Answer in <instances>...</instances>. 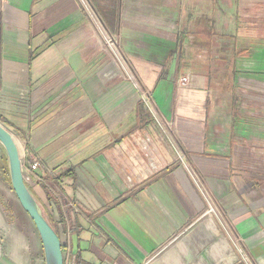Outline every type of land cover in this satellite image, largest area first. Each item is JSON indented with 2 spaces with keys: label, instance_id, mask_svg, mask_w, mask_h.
<instances>
[{
  "label": "crops",
  "instance_id": "1",
  "mask_svg": "<svg viewBox=\"0 0 264 264\" xmlns=\"http://www.w3.org/2000/svg\"><path fill=\"white\" fill-rule=\"evenodd\" d=\"M87 4L0 0V124L56 191L30 180L63 245L76 264H264V0ZM3 169L0 264H46Z\"/></svg>",
  "mask_w": 264,
  "mask_h": 264
},
{
  "label": "water",
  "instance_id": "2",
  "mask_svg": "<svg viewBox=\"0 0 264 264\" xmlns=\"http://www.w3.org/2000/svg\"><path fill=\"white\" fill-rule=\"evenodd\" d=\"M0 142L3 144L9 159L10 179L13 191L20 200L24 211L32 218L44 245L46 264H65L63 242L55 228L52 227L40 203L35 199L25 180L23 157L18 140L0 124Z\"/></svg>",
  "mask_w": 264,
  "mask_h": 264
},
{
  "label": "built area",
  "instance_id": "3",
  "mask_svg": "<svg viewBox=\"0 0 264 264\" xmlns=\"http://www.w3.org/2000/svg\"><path fill=\"white\" fill-rule=\"evenodd\" d=\"M97 23L98 20L94 18ZM110 44H113V40H109ZM189 79L184 78L182 81V85L186 86L188 85ZM138 93L141 97V101L143 102L144 106L147 107L150 115L152 118L159 123V125H164L165 123L162 122V118H160L158 112L156 111L155 107H153V102H152V93L146 89L144 90L142 87L138 89ZM42 165L40 164V161L37 159H34L29 165H27L25 159L23 158V170L25 173V180L27 184H30V180L33 178L36 180L39 184H42L44 186H47L49 191L52 194L56 195V191L54 190L52 184H50L46 179L42 178L41 176L38 175V171ZM63 255L65 257V264H76V259L73 256V249L71 246V243L67 244L66 246L63 247Z\"/></svg>",
  "mask_w": 264,
  "mask_h": 264
},
{
  "label": "rangeland",
  "instance_id": "4",
  "mask_svg": "<svg viewBox=\"0 0 264 264\" xmlns=\"http://www.w3.org/2000/svg\"><path fill=\"white\" fill-rule=\"evenodd\" d=\"M82 2H83V4L84 5H86V6H89L88 7V9H89V11H92V9H90L91 8V6L90 5H88L87 4V0H82ZM177 3V2H176ZM179 8V3H177L176 4V9H178ZM113 42L114 43H116V45L118 44V40H117V38L115 37H113ZM132 78L136 81V80H138L133 74H132ZM135 81H134V83H135ZM226 83H227V80H226V82H224L222 79L221 80H219V81H214V85H215V87H217L216 89H221L224 85H226ZM228 84V83H227ZM135 85H137V84H135ZM229 86H232L233 88H234V90H228L227 91V93H229V95H228V100L231 102V104L233 105V107H231L230 108V115L232 116V117H237L238 116V113H239V107H240V105H239V94H240V90L239 89H236L237 88V82H236V79H234V80H231V84H229ZM141 86H136V89L138 90L139 88H140ZM263 94V100H264V93H262ZM263 104V113H264V102L262 103ZM263 119H264V114H263ZM2 165H6V170H8L9 171V175H10V170H9V159H8V155L6 154V150H5V148H4V146H3V144L0 142V170H1V166ZM4 180H6V182L9 184V185H11V179H10V176L9 177H5L4 176ZM29 189L30 190H32L33 188H32V185L31 184H29ZM38 191L41 193V195L42 196H44L49 202L51 201L52 202V204H53V207L55 206H57V204H56V202L54 201V199L53 198H51L50 197V195L48 194V192H47V189H46V187H39L38 188ZM32 192V194L33 195H35V197H36V192L34 191V190H32L31 191ZM41 208H42V210H43V207H42V205H41ZM55 228H56V230H57V232H58V234H59V236H60V239L62 240V242H64L65 243V236H64V228L62 227V225H55Z\"/></svg>",
  "mask_w": 264,
  "mask_h": 264
},
{
  "label": "trees",
  "instance_id": "5",
  "mask_svg": "<svg viewBox=\"0 0 264 264\" xmlns=\"http://www.w3.org/2000/svg\"><path fill=\"white\" fill-rule=\"evenodd\" d=\"M4 170V173L6 174V176L7 177H9L10 175H9V171L8 170H6V169H3ZM35 197V196H34Z\"/></svg>",
  "mask_w": 264,
  "mask_h": 264
},
{
  "label": "bare ground",
  "instance_id": "6",
  "mask_svg": "<svg viewBox=\"0 0 264 264\" xmlns=\"http://www.w3.org/2000/svg\"><path fill=\"white\" fill-rule=\"evenodd\" d=\"M20 147V146H19ZM20 152H21V149H20ZM22 153V152H21Z\"/></svg>",
  "mask_w": 264,
  "mask_h": 264
}]
</instances>
